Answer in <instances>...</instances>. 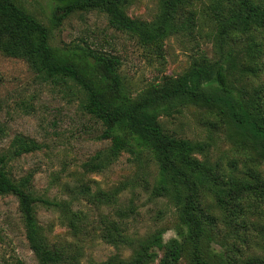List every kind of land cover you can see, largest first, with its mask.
<instances>
[{
	"label": "rangeland",
	"instance_id": "1",
	"mask_svg": "<svg viewBox=\"0 0 264 264\" xmlns=\"http://www.w3.org/2000/svg\"><path fill=\"white\" fill-rule=\"evenodd\" d=\"M16 1L50 27L51 1ZM160 3L161 0H133L127 14L154 22ZM191 12L193 16L185 30L165 40L160 61L146 57L135 40L108 28L105 17L97 12L77 13L65 19L54 29L51 44L65 51L80 52L76 46H81L116 56L120 61L118 72L132 94L165 77H177L201 54L216 61L221 52L225 57L230 53L226 67L235 96L254 107L261 106L264 117V30L253 35L261 45L260 56L253 59L245 53L250 42L245 36L228 40L223 50L218 47L207 0L196 3ZM83 99V93L73 83L43 81L30 72L24 61L0 54V156L8 152L15 136L41 146L8 161L6 170L15 180L31 175L37 196L84 214L79 231L73 233L60 223L58 212L38 205L37 219L49 248L63 252L67 261L62 264H102L111 257L128 260L129 248L114 247L103 238L112 222L123 224L124 234L132 238H145L160 230L164 244L171 238L180 239L177 207L169 198L151 194L157 169L147 155L134 162L124 153L102 172L84 170L83 164L106 149L109 142L99 138L103 127L83 111ZM158 122L167 135L206 142V156H195L207 158L221 170L224 180L264 181V157L235 138L233 122L217 109L190 106L180 113L162 115ZM252 171L258 173L259 180L250 176ZM110 192H116V201L106 203L101 194ZM250 194L241 201H230L229 209L217 208L209 193L201 196V211L207 215L201 248L208 261L250 264L256 258L264 262V188ZM129 208L133 212L128 213ZM122 211L129 214L125 219L119 218ZM157 253L152 264H159L164 250ZM191 258L192 248L187 244L177 264H191ZM0 264H39L25 238L17 200L11 195L0 196Z\"/></svg>",
	"mask_w": 264,
	"mask_h": 264
},
{
	"label": "trees",
	"instance_id": "2",
	"mask_svg": "<svg viewBox=\"0 0 264 264\" xmlns=\"http://www.w3.org/2000/svg\"><path fill=\"white\" fill-rule=\"evenodd\" d=\"M49 1L52 14L50 27H47L16 0H0V54L24 61L30 72L43 81L71 82L83 93V111L100 122L103 130L99 138L109 142L106 149L83 164L85 171L102 172L124 153L134 162H140V158L147 155L157 169L151 194L169 198L178 209L180 239L171 238L165 244L160 230L145 238H132L124 234L123 224L110 223L104 240L114 247L129 248L131 257L128 260L111 257L102 264H152L158 257L157 252L162 250L159 264H177L185 255L187 244L192 248L191 264H214L207 260L201 248L207 221V215L201 211V196L209 193L217 208L229 209L230 201L235 203L250 197V192L256 188H264V181L224 180L221 170L207 158L195 156H206V142L167 135L158 119L172 112L180 113L190 106L217 109L233 122L235 138L250 149L259 150L264 157L262 108L235 96L226 67L231 54L225 57L221 52L216 61L201 54L177 77H165L132 94L118 72L120 61L116 56L106 50L81 46H76L80 52L65 51L51 44L54 29L65 19L77 13L97 12L105 17L108 28L135 40L146 57L160 61L165 40L185 30L193 16L191 10L202 0H161L160 13L154 22L133 19L127 14L133 0ZM207 1L214 17L218 47L223 50L228 40L245 36L250 40L246 55L253 59L260 56L261 45L253 40V35L264 30V0ZM40 148L33 140L22 136L12 139L8 152L0 156V196L16 198L25 238L38 263L62 264L67 258L61 250L49 248L36 207L40 205L58 212L60 223L73 233L79 231L84 214L72 211L63 203L37 196L31 175L15 180L6 170L8 161ZM249 174L260 179L255 171ZM101 195L106 203L116 201V192ZM131 212L133 209L129 208L128 213ZM128 213L122 211L119 218L125 219ZM250 264L264 262L254 258Z\"/></svg>",
	"mask_w": 264,
	"mask_h": 264
}]
</instances>
